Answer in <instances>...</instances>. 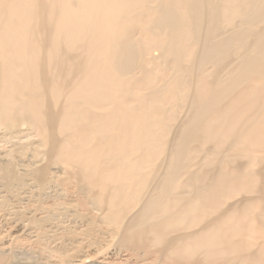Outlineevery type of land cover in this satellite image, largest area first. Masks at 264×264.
<instances>
[{
  "label": "bare ground",
  "instance_id": "obj_1",
  "mask_svg": "<svg viewBox=\"0 0 264 264\" xmlns=\"http://www.w3.org/2000/svg\"><path fill=\"white\" fill-rule=\"evenodd\" d=\"M233 10L250 28L244 38L264 20V0H0V264H179L182 255L249 263L253 243L232 242L215 219L187 233L197 220L195 182L178 192L180 154L164 168L148 162L162 122H148L132 103L134 75L120 68L130 60L145 70L154 45L175 71L167 89L174 96L188 85L181 76L192 54L184 55L181 27ZM133 26L148 43L130 38ZM253 41L244 73L223 92L205 75L194 81L202 117L235 107L261 120L263 110L251 118L235 102L250 92L240 90L246 82L264 80V36ZM192 120L185 137L202 129Z\"/></svg>",
  "mask_w": 264,
  "mask_h": 264
},
{
  "label": "rangeland",
  "instance_id": "obj_2",
  "mask_svg": "<svg viewBox=\"0 0 264 264\" xmlns=\"http://www.w3.org/2000/svg\"><path fill=\"white\" fill-rule=\"evenodd\" d=\"M250 27L253 29L251 35L244 38L247 31L250 32V28L236 15L235 10L223 15L217 22L203 19L197 27L188 24L181 27L186 33L181 42L184 55L192 53L188 67L190 76L188 72L181 76L183 82L189 80L188 85L174 96L170 95L167 89L175 71L167 67V59L163 58L161 49L155 48L154 45L151 46L150 51L147 50L149 52L147 53L148 59L144 60L145 70L130 60L121 61L120 68H125L129 76L134 75V79L129 83L135 92L132 103L145 110L148 122L156 119L162 122L161 131L155 127L158 135L155 141L154 156L149 157L148 162L161 163L160 165L164 168L174 163L172 158L180 154L179 170L175 175L178 192L187 190L192 180L195 182V185L191 187L195 193L194 208L197 212V220L195 219L196 222L191 224L192 226L186 225V227L192 228L194 224L197 227V224L201 223L199 228L192 231L196 234L202 230L203 224L206 226L211 220L209 224H212L215 219L218 226L220 222L222 223L221 226L223 225L222 220L225 219L223 220L226 222H224L225 225L219 228L225 232L226 237H231L232 242L243 246H246L245 243L247 245L253 243L252 246L248 245L249 250L246 251L248 264L257 262V256H260L261 260L258 258L256 264H264V115H261L262 121L258 117L255 122L251 123L246 119L247 116L243 118L236 113L237 109L234 107L228 112L230 115L219 117V114L211 112L209 116L202 117L194 105L196 94L194 81L201 74L210 78V82L220 81L215 91L219 93L229 87L231 80L239 78L243 72L241 64L253 50V39L264 36V20L255 22ZM131 29L130 38L142 36L137 41L149 42L147 36L141 33L137 26ZM246 39L247 44L243 45ZM239 55H244L240 62ZM144 75L147 76V81L143 80ZM256 79V84H250L251 81H248L246 85L241 86L240 90L249 87L250 92L247 93L245 90L246 94L235 100L238 104L245 106L243 110L248 112L251 118L257 112L256 110L264 111V80ZM233 96L234 94L222 100L223 106H227ZM149 113H152L151 117ZM192 118L200 123L202 129L192 133L191 138L185 137V133L191 127ZM184 169L185 171L189 169L191 172L188 170L189 173L186 174L187 171L185 172ZM150 184L148 187L151 188L153 184ZM206 192L208 193L207 199L201 202V198L198 199L197 196ZM247 203L253 205V207L250 206L252 209H247ZM200 205L206 206L201 210ZM244 208L248 213L244 212ZM223 213H226V218H222ZM205 220L208 221L207 224ZM218 226L214 229H219ZM191 228L186 230L187 233L193 230ZM203 239L198 236L196 241H204ZM257 243H259L258 246H256ZM242 252L241 254H245ZM253 255L255 258L252 259ZM184 257L185 259H182ZM186 257L185 255L180 256L179 262H185L179 264H190L191 261L192 264H198V260L203 258L201 255H196L200 259L194 258L195 255L191 259H186ZM245 257H247L246 254ZM254 259L256 261H253Z\"/></svg>",
  "mask_w": 264,
  "mask_h": 264
}]
</instances>
